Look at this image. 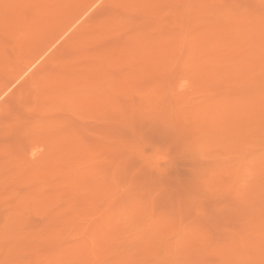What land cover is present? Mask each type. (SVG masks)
<instances>
[{
    "label": "rangeland",
    "instance_id": "1",
    "mask_svg": "<svg viewBox=\"0 0 264 264\" xmlns=\"http://www.w3.org/2000/svg\"><path fill=\"white\" fill-rule=\"evenodd\" d=\"M136 1L98 0L45 52L31 79L16 84L17 66L57 39L59 24L64 29L88 1L54 8L48 29L32 21L34 4L17 10L43 31L23 21L10 29L1 21L13 10L0 11V62L7 59L0 91L13 84L0 100V264H264V0ZM101 26L114 30L93 45L97 51L131 61L156 41L160 50L149 53L158 59L146 57L148 70H138V58H114L125 64L111 65L113 75L103 66L102 86L97 78L66 91L68 66L80 75L98 60L86 39ZM199 37L207 43L199 46ZM169 42L176 44L165 49ZM57 76L58 94L47 86Z\"/></svg>",
    "mask_w": 264,
    "mask_h": 264
},
{
    "label": "bare ground",
    "instance_id": "2",
    "mask_svg": "<svg viewBox=\"0 0 264 264\" xmlns=\"http://www.w3.org/2000/svg\"><path fill=\"white\" fill-rule=\"evenodd\" d=\"M37 1H40V0H37ZM37 1H36V0H0V11H1V12H2V11L5 12L4 10H6V11L8 10V11H9V9H10V13L12 12L11 10H13V12H14V13L12 12L11 14H9V15H11L9 19H7V17L9 16V15H7L6 18H3L2 21H1V19H0V21H1V22H5V21L9 22V23H7V22H6V23H7V24H10V25L13 27V28L10 27V29H14V26H18V24H16V23L22 24L21 22L23 21V22H25V23L28 24V22L36 21L37 19H39L40 21L37 20V22L39 21V23H41V25H44V23H45V25L47 24V29H48V28H50L51 26L53 27V24L50 25V26H48L49 23H51V22H48V21H51V20H49V18H50L51 15H53V17H54V19H55L54 12H53V11H55V10H53L54 8H56L57 6L59 7L60 4H68V3H70V4L73 3V4H74V3L76 2V0H48V1H46V4H45V1H44V0H41L40 4H41L42 7H40V6H39L40 4H38ZM43 1H44V3H43ZM79 1H81V0H78V2H79ZM82 1H83L84 3L88 1V2H87V3H88L87 6L84 5V7L86 6L85 9H84V8H81V6H80L81 4H79V3H76V4H75L76 6L79 5V7L81 8V9H77V10L75 9L76 13H77V14H80V15H78L77 18L74 16L75 19H74L73 17H72L73 19L70 17V18L72 19V21H71V19H69V20L66 21V22L71 21L69 25H66V27H65L64 29H62L63 26H62L61 24H63V23L59 22L60 20L58 21V23H61V24H59L60 26L58 25V26L61 28V29L59 28V30H61V32L59 31V33H60L59 36H55V38H56V37H58V38L55 39V40L53 39L54 41L52 40V41H51L52 43L49 41L51 44L48 43L49 45L47 44L48 46H47L45 49L43 48L42 51H41L40 48L37 47L38 49H36V50H40V51H38L37 54H36V51H35V56H34V57L32 56V58L29 59V60H27V61H26V58H24L25 61L22 60V62H23V61H24V62H23V63L21 62V63H22V64H21L22 66H20V67L17 66V68H18L19 70H18V74L16 75V77H14V80H13V82H12L13 84H16V83H14V82H17V81H19V80L22 81L23 78H26L27 76H29V75L31 74V72H33L34 70H36V67H38V64H39V62L41 61V58H42V57H43V58L45 57V56H44V55H46L45 52H46L50 47H52V45H53L54 43L56 44V43L58 42L57 40L62 39L64 33H66L69 29H70V30L73 29V28H71V27H75V25H76V23H77L76 21H80V18L84 17V15H85L87 12L90 11V8L93 7L94 4H95L98 0H93L92 2H91V0H85V1L82 0ZM129 1H130V0H129ZM131 1H136V0H131ZM137 1H138V3H139V0H137ZM137 1L134 2V4L137 3ZM178 1H179V0H178ZM198 1H199V0H198ZM35 2H37L38 5H37ZM156 2H157V1H156ZM222 2H223V1H222ZM12 3H13V5H12ZM14 3H15V4L17 3V4L15 5ZM80 3H82V2H80ZM84 3H82V4H84ZM154 3H155V2H154ZM162 3H163V2H162ZM33 4H34L35 6H37V7H35ZM43 4H44V5H43ZM129 4H130V2H129ZM141 4H142V6L145 5L144 7H146V5H147L148 3H147V4L144 3V5H143V3H141ZM163 4H164V3H163ZM191 4H192V3H191ZM14 5H15V7H14ZM17 5H18V6L20 5V7H18V9H16V8H17V7H16ZM132 5H133V4H131V6H132ZM136 5H137V4H136ZM155 5H156V3H155ZM155 5H154V6H155ZM158 5H159V4H158ZM164 5H165V4H164ZM201 5H202V4H201ZM12 6L14 7V9H12ZM38 6H39L40 9L36 10V9L38 8ZM62 6L65 7V8H64L65 11H66V7H68V11H69V8H70L69 6H72V5H69V4H68V5H66V6H64V5H62ZM131 6H130V7H131ZM147 6L149 7L150 4H148ZM154 6H153V5L151 6V10H152V8H153ZM10 7H11V8H10ZM21 7H22V8H21ZM31 7H32V8H33V7L36 8V9L34 8V14L32 13L33 16H34V17H32V18H35V19H32V21H31L30 19H28V20L26 19V20L24 21V19H22L23 16H22L21 13H25V11L22 10V9H23V8H24V9H26V8L28 9V8H29L31 11H33V9H32ZM58 7H57V9L59 10ZM63 7H62V9H63ZM130 7H129V8H130ZM134 7H136V6H134ZM160 7H162V6H160ZM261 7H262V6H261ZM19 8H20V9H19ZM73 8H75L74 5H73V7H71V10H72ZM77 8H78V7H77ZM138 8H139V6L137 5V7H136L135 10H137ZM142 8H143V7H142ZM142 8H141V9H142ZM156 8H157V7H156ZM162 8H163V7H162ZM83 9H84V10H83ZM158 9H160L159 6H158ZM17 10H19L21 13H20L19 11H17ZM73 10H74V9H73ZM88 10H89V11H88ZM91 10H92V8H91ZM128 10H129V9H128ZM131 10H133V8H132ZM149 10H150V9H149ZM153 10H155V8H154ZM156 10H157V9H156ZM156 10H155V12H156ZM160 10H162V9H160ZM199 10H200V9H199ZM8 11H7V12H8ZM22 11H23V12H22ZM65 11H64V13H67V12H65ZM142 11H143V10H142ZM259 11H260V10H259ZM1 12H0V13H1ZM57 12H59V11H57ZM57 12H55V13L57 14ZM143 12H144V11H143ZM146 12H147V11H146ZM149 12H150V11H148V13H149ZM155 12H153V13H155ZM159 12H160V11H159ZM5 13H6V12H5ZM5 13H1L0 18L5 17V15L8 14V13H6V14H5ZM15 13H18V14H15ZM19 13H20V14H19ZM60 13H62V12H59V15H60L61 18H62V16H64V15H63V14L61 15ZM139 13H140V12H139ZM184 13H186V11H184ZM261 13H262V12H261ZM4 14H5V15H4ZM67 14H69V13H67ZM73 14H74V13H73ZM77 14H76V15H77ZM123 14H124V13H123ZM143 14H144V13H143ZM146 14H147V13H146ZM159 14H160V13H159ZM2 15H4V16H2ZM18 15L21 17V21H20V22H19V20H20L19 18H20V17H17ZM74 15H75V14H74ZM87 15L89 16L90 14L87 13ZM87 15H85L86 18H87ZM160 15H161V14H160ZM160 15H159V16H160ZM56 16L58 17V14H57ZM60 16H59V17H60ZM68 16H72V12H71V15L69 14ZM153 16H154V15H153ZM157 16H158V15H157ZM225 16H226V15H225ZM51 17H52V16H51ZM53 17H52V18H53ZM59 17H58V18H59ZM65 17H66V16H65ZM90 17H91V16H90ZM261 17H262V16H261ZM25 18H26V17H25ZM86 18H85V19H86ZM155 18H156V17H155ZM157 18H158V17H157ZM187 18H188V17H187ZM253 18H254V17H253ZM4 19H5V21H4ZM50 19H51V18H50ZM64 19H65V18H64ZM66 19H68V18H66ZM78 19H79V20H78ZM85 19H84V22L81 20V21L83 22V23H81V24H84V23H85ZM170 19H171V18H170ZM52 20H53V19H52ZM61 20H62V19H61ZM124 20H126V19H124ZM155 20H156V19H155ZM168 20H169V18H168ZM258 20H259V19H258ZM43 21H44V22H43ZM42 22H43V24H42ZM52 22H53V21H52ZM62 22H63V21H62ZM100 22H101V21H100ZM112 22H113V21H112ZM112 22H111V21H110V23L107 22V23H109L110 26H109L107 23H106L105 25L111 27ZM115 22H116V21H115ZM118 22H119V21H118ZM155 22H156L157 24L159 23V22H157V21H155ZM260 22H261V21H260ZM263 22H264V21H263ZM32 23H33V22H32ZM203 23H204V22H203ZM253 23H254V22H253ZM253 23H252V24H253ZM13 24H14V26H13ZM15 24H16V25H15ZM33 24H34V23H33ZM55 24H56V22H55ZM65 24H66V23L64 22V25H65ZM74 24H75V25H74ZM154 24H155V23H154ZM3 25H4V24H3ZM5 25H6V24H5ZM5 25H4V26H5ZM10 25H8V26H10ZM142 25H143V24H142ZM155 25H156V24H155ZM162 25H163V24H162ZM261 25H262V24H261ZM21 26H22V25H21ZM32 26H33V25H32ZM32 26H31V24H30L29 27H32ZM58 26H56L57 28H55L57 32H58V30H57V29H58ZM61 26H62V27H61ZM103 26H104V24H103ZM103 26L99 27V29L102 30L103 32H102V31L100 32V31L97 29V30H98V33H96L97 30L94 29L96 32H95L93 35L90 34V36H88V38L86 39V45H88L89 47H90V45H91L90 48L93 49V52H92V53H94V51L96 50V47H93V45H94L95 43H96V44H98V43L100 44V42H101V43L103 42V39H104V42H105L106 39L103 37V35H105L104 32H106V30H111V31L114 30V27H113L114 24H113V26H112V29H111V28H108L107 26H105V28H104ZM115 26H116V25H115ZM146 26H147V25H146ZM156 26H157V25H156ZM158 26H159V24H158ZM208 26H210V25H208ZM231 26H232V25H231ZM33 27H35V24H34ZM37 27H38V26L35 27V30H38V29H39V27H38V29H36ZM45 27H46V26H44V29H45ZM102 27H103V28H102ZM117 27H118V26H117ZM117 27H116V29H117ZM119 27H120V26H119ZM138 27H140V26H138ZM247 27H248V26H247ZM255 27H256V26H255ZM88 28H89V27H88ZM135 28H136V30L138 29L137 26H135ZM135 28H133V30H134ZM153 28H154V26H153ZM157 28H158V27H157ZM216 28H217V27H216ZM259 28H260V27H259ZM6 29H7V28H6ZM10 29L8 28V31H9ZM33 29H34V28H33ZM116 29H115V30H116ZM118 29H119V28H118ZM155 29H156V27H155ZM261 29H262V27H261ZM261 29H260V31H261ZM4 30H5V29H4ZM41 30H42V29H41ZM41 30H38V31H41ZM51 30H52V29H51ZM217 30H218V29H217ZM32 31H34V30H32ZM42 31H43V30H42ZM156 31H157V30H156ZM156 31H153V33L156 32ZM221 31H222V30H221ZM35 32H36V31H35ZM47 32H48V31H47ZM49 32H50V31H49ZM75 32H76V31H75ZM138 32H139V31H138ZM151 32H152V30H151ZM151 32H150V33H151ZM222 32H223V31H222ZM8 33H9V32H8ZM36 33H37V32H36ZM36 33L33 32V34H36ZM51 33L53 34V32H51ZM54 33H55V32H54ZM91 33H92V32H91ZM115 33H116V32H115ZM115 33H114V34H115ZM230 33H231V32H230ZM10 34L12 35V34H14V33H10ZM48 34H49V33H48ZM66 34H67V33H66ZM66 34H65V35H66ZM202 34H203V32H202ZM11 35H10V36H11ZM38 35H39V34H38ZM40 35H43V34H40ZM40 35H39V36H40ZM56 35H57V34H56ZM106 35H107V32H106ZM132 35H133V33H132ZM216 35H217V34H216ZM8 36H9V35H8ZM18 36H19V35H18ZM45 36H46V34H45ZM134 36L136 37L135 34L133 35V38H134ZM139 36H140V35H139ZM139 36H137V39H138ZM151 36H152V35H151ZM178 36H179V35H178ZM197 36H198V35H197ZM223 36H224V35H223ZM244 36H245V35H244ZM251 36H252V35H251ZM262 36H263V35H262ZM11 37H12V36H11ZM14 37H15V36H13V38H14ZM24 37H25V36H24ZM49 37H50V40L53 38V37L51 38V36H49ZM49 37L47 36V38H49ZM82 37H83V36H82ZM107 37H108V36H107ZM129 37H130V36H129ZM129 37H128V38H129ZM131 37H132V36H131ZM131 37H130V38H131ZM207 37H208V36H207ZM207 37H205V38H200V37H199V40H200V41L197 40V42H199V43H197V44H199V46L202 45V44H206L207 41H208V38H209V37H208V38H207ZM210 37H211V36H210ZM224 37H226V36H224ZM234 37H235V36H234ZM128 38H127V39H128ZM133 38H132V39H133ZM194 38H197V37L194 36ZM262 38H263V37H262ZM81 39H82V38H81ZM89 39H91L90 42H89ZM137 39H136V40H137ZM139 39L141 40V38H139ZM139 39H138V40H139ZM247 39H248V38H247ZM257 39H258V38H257ZM48 40H49V39H48ZM114 40H115V39H114ZM130 40H131V39H129L128 41H130ZM136 40L134 41V39H133V42H135V44H136V42H137ZM154 40H155V39H154ZM156 40H158V39H156ZM237 40H238V39H237ZM45 41H46V40H45ZM78 41H79V40H78ZM116 41H117V40H116ZM131 41H132V40H131ZM150 41H152V40H150ZM158 41H159V40H158ZM226 41H227V40H226ZM254 41H255V40H254ZM254 41H253V42H254ZM256 41H257V40H256ZM262 41H263V40H262ZM70 42H71V41H70ZM141 42H142V40H141ZM141 42L138 41L137 43L139 44V43H141ZM144 42L146 43V41H144ZM147 42H149V41H147ZM179 42H180V41H178V44H177V45H179ZM184 42H185V41H184ZM201 42H202V43H201ZM237 42H238V41H237ZM46 43H47V42H46ZM67 43H68V42H67ZM114 43H115V42H114ZM151 43H152L153 45H152ZM151 43L149 42V43L143 44V42H142L143 47L146 49V51H143L144 48H143V47L141 48V47L139 46V47H140L139 49L142 50L143 55L141 56L142 53L139 52L138 50H137V53H139L141 57H140L137 53H136L137 55L134 53V55H136V56H135V57L133 56V57H134V58H138L137 61L140 60V61H138L139 63H140L141 61L143 62V60H146V57H149V56H151V59H153V56H152V55H153V52H154V56H156V55H155V50H156V49H153V48L157 45V43H156V41H155V44H156V45H154L153 41H152ZM169 43H170V42H169ZM176 43H177V41H176ZM176 43H175V42H174V43L171 42V43L169 44V46H165V45H164L165 43H164L163 45H164L165 47H164V46H163V47H164L165 49H167V48L169 49L171 46L173 47V44H176ZM193 43H196V42H193ZM55 44H54V45H55ZM104 44H105V43H104ZM158 44H159V43H158ZM180 44H181V43H180ZM238 44H239V43H238ZM261 44H262V43H261ZM64 45H65V44H64ZM160 45H161V44H160ZM184 45H185V44H184ZM193 45H194V44H193ZM257 45H258V43H257ZM13 46H14V44H13ZM136 46H137V45H136ZM161 46H162V45H161ZM179 46H180V45H179ZM211 46H212V45H211ZM240 46H241V43H240ZM258 46H261V45H258ZM262 46H263V45H262ZM262 46H261V48H262ZM123 47H124V46H123ZM137 47H138V46H137ZM147 47H148V49H147ZM166 47H167V48H166ZM174 47L177 49V46H174ZM204 47H205V46H204ZM12 48H13V47H12ZM130 48H132V47H130ZM155 48H158V45H157ZM160 48H162V47H160ZM164 48H163V49H164ZM175 48H173V49H175ZM221 48H222V47H221ZM240 48H241V47H240ZM243 48H246L245 45H244ZM247 48H248V47H247ZM258 48H259V47H258ZM258 48H257V49H258ZM91 49H90V50L87 49V51L89 50L90 53H91ZM102 49H103V48H101L99 51L96 50L97 52L94 53V54H92V55L98 57V58H95V59H98V60L94 61V63H95V62H98L99 60H100V62H98L97 65H96V63L94 64L93 62H90L89 65L86 67V69H87V68H88V69L85 70V72H83V74H80V75H79V74H78L79 71H78V73H77V72H74L73 69L71 70V67H72V66H68L64 71L62 70V71L64 72V74L67 75L68 78H67V77H66V78L68 79V81H70V82H68V84H65V82H64V84L66 85V86L64 85V86H65V89H66V88L69 89V88H71V87H75V86L77 87L78 84L80 85V87H83V86H85V85H89V84H91V83H95V81H96L97 78H98L97 81L99 82L100 79H101V78L99 79L100 75L103 74V75H102V77H103L104 75L106 76V75L108 74V72H111V73L114 72V73H115V72L117 71V70H115V68L113 69L112 66H113L114 64L118 63V61H114V60H112V59H114L115 57H111L110 54H108L109 51L106 52V51H104V50H102ZM104 49H105V48H104ZM109 49H110V48H109ZM132 49H133V48H132ZM135 49H136V48H135ZM158 49H159V48H158ZM173 49H172V50H173ZM250 49L252 50V48H250ZM6 50H7V49H6ZM11 50H13V49H11ZM18 50H19V49H18ZM107 50H108V49H107ZM123 50H124V49H123ZM123 50H122V51H123ZM128 50H129V49H128ZM150 50H154L153 52L151 51L152 54L149 53ZM159 50H160V49H159ZM172 50H171L170 52H172ZM214 50H215V48H214ZM214 50H213V51H214ZM239 50H240V49H239ZM241 50H242V49H241ZM244 50H245V52H246L248 49H244ZM244 50H243V52H240V53H241V54H244ZM255 50H256V49H255ZM260 50H261V49H260ZM1 51H2V49H1ZM1 51H0V52H1ZM15 51H16V50H15ZM54 51H55V50H54ZM110 51H111V50H110ZM124 51H125L126 53H125ZM124 51H123V52H124V55H125V54L127 55V54H128L127 49H125ZM131 51H132V50H131ZM135 51H136V50H135ZM156 51H157V50H156ZM123 52H122V53H123ZM146 52H148V53H146ZM251 52H253V51H251ZM1 53L4 54V52H1ZM1 53H0V54H1ZM13 53H14V51H13ZM58 53H59V52H58ZM90 53H89V54H90ZM120 53H121V52H120ZM132 53H133V51L131 52V54H132ZM144 53H145V54H144ZM157 53H158V52H156V54H157ZM163 53H165L164 50H163ZM166 53H168V50H167ZM172 53H173V52H172ZM172 53H171V54H172ZM174 53H175V52H174ZM209 53H210V52H209ZM16 54H17V53H16ZM95 54H96V55H95ZM118 54H119V53H118ZM160 54H161V53H160ZM228 54H229V53H227V55H228ZM25 55H26V54H25ZM31 55H32V54H31ZM33 55H34V54H33ZM77 55H78V54H77ZM80 55H81V54H80ZM92 55L90 54L91 57H92ZM111 55H113V54H111ZM120 55H121V54H120ZM124 55H123V56H124ZM162 55H163V54H162ZM166 55H167V54H166ZM212 55H213V54H212ZM214 55H215V54H214ZM217 55H218V54H217ZM253 55H254V54H253ZM57 56H59V55H57ZM129 56H130V55H129ZM137 56H139L140 59H139V57H137ZM169 56H170V55H169ZM173 56H174V54H173ZM197 56H198V55H197ZM231 56H232V55H231ZM233 56H234V55H233ZM20 57H21V56H20ZM29 57H30V56H29ZM62 57H63V56H62ZM121 57H122V56H121ZM127 57H128V55H127ZM127 57L124 56L123 59H125V60H123V59H122V60H123L124 62H125L126 60L129 61L131 57H129L128 59H127ZM163 57H164V55H163ZM214 57H215V56H214ZM223 57H224V56H223ZM225 57H226V56H225ZM241 57H242V56H241ZM241 57H240V59H241ZM4 58H5V57H4ZM4 58H3V59H4ZM15 58H16V57H15ZM116 58H117V57H116ZM116 58H115V59H116ZM134 58H133V60H131V61H129V62H132V61H133V62L135 63L136 61H135ZM141 58H142V60H141ZM149 58H150V57H149ZM149 58H148V59H149ZM156 58L158 59V57H155L153 60H156ZM164 58H165V57H164ZM212 58H213V57H212ZM221 58H222V57H221ZM230 58H231V57H229V59H230ZM235 58H236V57H235ZM254 58H255V57H254ZM21 59H23V58H21ZM21 59L18 58V61L21 60ZM118 59L121 60L120 57L117 58L116 60H118ZM159 59H161L160 56H159ZM216 59H217V58H216ZM240 59H239V61H240ZM1 60H2V59H1ZM6 60H7V59H5L4 62H3V60H2V62H0V66H1V64H3V63L5 64V63H6ZM14 60H15V59H14ZM74 60H75V59H74ZM120 60H119V61H120ZM122 60H121V61H122ZM161 60H162V59H161ZM218 60H219V59H218ZM234 60H235V59H234ZM258 60H259V59H258ZM83 61H84V60H83ZM90 61H91V59H90ZM92 61H93V60H92ZM123 61H122V62H123ZM148 61H149V63L151 64L150 59L147 60V61H145V62L147 63ZM151 61H152V60H151ZM157 61H158V60H157ZM163 61H164V59H163ZM215 61H217V60H215ZM232 61H233V60H232ZM237 61H238V60H237ZM237 61H235V62L237 63ZM239 61H238V62H239ZM246 61H247V60H246ZM246 61L243 60V62H246ZM248 61H249V60H248ZM84 62H85V61H84ZM122 62H120L119 64H116V65H114V66H117V65H118V66H119V65H120V66H121V65H124L125 63L121 64ZM129 62H128L127 64H129ZM159 62H161V61H159ZM159 62H157V63H159ZM235 62H231V64H232V63H235ZM240 62H241V61H240ZM240 62H239L240 65H239V64H237V65L241 66L242 62H241V63H240ZM251 62H252V61H251ZM258 62H259V61H258ZM91 63H92V64H91ZM112 63H113V64H112ZM139 63H138V65H136V66H137V68L135 67L136 69H138L139 66H142V67H140L138 70H141V69H143L144 67H146V65L144 64V62H143V63H140V64H139ZM149 63H147V64H148L147 66H148L149 69H150L151 66H152L153 64L150 65ZM152 63H154V65H156L155 62L152 61ZM163 63H164V62H163ZM248 63H249V62H248ZM254 63H255V61H254ZM4 64H3V65H4ZM66 64H67V63H66ZM69 64H70V63H69ZM79 64L81 65V63H79ZM90 64H91V65H90ZM109 64H110V65H109ZM135 64H136V63H135ZM142 64L145 65V66H143ZM159 64H160V63H159ZM161 64H162V63H161ZM219 64H220V63H219ZM14 65H15V64H14ZM16 65H18V63H17ZM19 65H20V64H19ZM95 65H96V66H95ZM107 65H108L109 67H107ZM111 65H112V66H111ZM131 65H132V64H129L130 67H131ZM149 65H150V66H149ZM157 65H158V64H157ZM172 65H173V64H172ZM244 65H245V64H244ZM103 66H104V67L106 66L105 69L110 68V66H111L110 70L113 69L114 71H110L109 69H107L108 72H106V71H107V70H106V71H105L106 74H105V73H103V72H104V71H103V70H104ZM212 66H215V65H212ZM232 66H233V69H234V66H235V65H232ZM239 66H238V67H239ZM245 66H246V65H245ZM247 66H248V65H247ZM252 66H253V65H252ZM97 67H98V68H97ZM99 67H101V68L99 69ZM123 67H124V66H123ZM238 67L236 66L235 68L237 69ZM6 68H7V67H5V69H6ZM38 68H39V67H38ZM102 68H103V69H102ZM135 68H134V72L137 71ZM229 68H231V67L229 66ZM15 69H16V68H15ZM128 69H129V68H128ZM130 69H131V68H130ZM145 69H147V67H146ZM219 69L221 70V68H219ZM226 69H227V68H226ZM236 69H234L235 72H236ZM240 69H241V68H240ZM135 70H136V71H135ZM147 70H148V69H147ZM147 70H146V71H147ZM202 70H203V69H202ZM230 70L232 71V69H230ZM230 70H229V71H230ZM234 70H233V71H234ZM6 71L8 72V70H6ZM14 71H15V70H14ZM102 71H103V72H102ZM123 71H124V70H123ZM128 71H130V70H128ZM143 71H145V70H143ZM12 72H13V71H12ZM37 72H38V71H37ZM63 72H62V73H63ZM139 72H140V71H139ZM150 72H151V69H150ZM192 72H193V71H192ZM221 72H222V71H221ZM235 72H234V73H235ZM237 72H238V71H237ZM237 72H236V73H237ZM8 73H9V72H8ZM99 73H102V74H99ZM111 73L109 74V76L111 75ZM132 73H133V72H132ZM137 73H138V72H137ZM141 73H142V74H145V72H144V73H143V72H140L139 74L142 75ZM146 73H147V72H146ZM219 73H220V72H219ZM234 73H233V74H234ZM239 73H240V72H239ZM135 74H136V73H135ZM241 74H242V73H241ZM32 75H33V74H32ZM112 75H113V73H112ZM140 75H138V76H140ZM205 75H206V74H205ZM30 76H31V75H30ZM30 76H29V77H30ZM58 76H59V75H58ZM58 76H57L54 80L52 79V82L50 81L51 83H49V84L47 85V86H49L48 89L50 88V91H51V90H56V93H57V94H58V91H59L60 89L57 88L56 85H53V82H54L56 79H59ZM136 76H137V75H136ZM231 76H232V75H231ZM233 76H234V75H233ZM140 77H141V76H140ZM140 77H139V78H140ZM152 77H153V76H152ZM106 78H107V77H106ZM117 78H118V77H117ZM121 78L124 79L123 77H121ZM126 78H128V77H126ZM207 78H208V77H207ZM230 78H231V77H230ZM238 78H239V77H238ZM30 79H31V77H30ZM46 79H47V78H46ZM62 79H63V78H62ZM107 79H108V78H107ZM122 79H121V80H122ZM131 79H132V78H131ZM254 79H255V78H254ZM49 80H51V78H50ZM49 80H48V81H49ZM102 80L104 81V77H103ZM114 80H116V79H114ZM118 80H119V79H118ZM125 80H126V79H125ZM208 80H209V79H208ZM263 80H264V79H263ZM59 81H60V80H59ZM126 81H127V80H126ZM128 81H129V80H128ZM203 81H204V80H203ZM234 81H235V80H234ZM243 81H244V80H243ZM252 81H253V80H252ZM256 81H257V80H256ZM19 82H20V81H19ZM60 82H61V81H60ZM62 82H63V81H62ZM98 82H97V84H98ZM244 82H245V81H244ZM258 82H259V81H258ZM263 82H264V81H262V83H263ZM54 83L56 84V82H54ZM58 83H59V82H58ZM100 83H101V82H99V84H100ZM115 83L117 84V82H115ZM115 83H114V84H115ZM262 83H261V84H262ZM8 84H9V83H8ZM13 84H11V85H13ZM61 84H62V83H61ZM112 84H113V83H112ZM112 84H111V85H112ZM114 84H113V85H114ZM116 84H115V85H116ZM119 84H121V83H118V85H119ZM132 84H133V83H132ZM132 84H131V85H132ZM135 84H136V83H135ZM237 84H238V83H237ZM237 84H236V85H237ZM240 84H241V83H240ZM257 84H258V83H257ZM3 85H4V84H3ZM3 85H2V86H3ZM9 85H10V84H9ZM11 85H10V86H11ZM136 85H137V84H136ZM202 85H204V84H202ZM206 85H207V84H206ZM263 85H264V84H263ZM2 86H1V87H2ZM4 86H5V85H4ZM4 86H3V89L0 91V100H1V98L7 93V91H8V94H10V93H9V90L11 89V88H9L10 86H7V87L5 86V88H4ZM99 86H102V83H101V85H99ZM116 86H117V85H116ZM120 86H121V85H120ZM253 86H254V85H253ZM39 87H40V86H39ZM61 87H62V86H61ZM78 87H79V86H78ZM97 87H98V86H97ZM105 87H106V85H105ZM113 87H114V86H113ZM117 87H118V86H117ZM121 87H122V86H121ZM206 87H207V86H206ZM41 88H42V87H41ZM86 88H87V87H86ZM106 88H107V87H106ZM110 88H112V86H111ZM125 88H126V87H125ZM125 88H124V89H125ZM263 88H264V87H263ZM0 89H1V88H0ZM8 89H9V90H8ZM67 89H66V91H67ZM101 89H103V88H101ZM203 89H204V87H203ZM57 90H58V91H57ZM69 90H70V89H69ZM69 90H68V91H69ZM106 90H108V89H106ZM106 90L104 89L103 91L106 92ZM129 90H130V89H129ZM50 91L48 90V92H49L48 95L50 94ZM119 91H120V90H119ZM214 91H215V90H214ZM217 91H218V90H217ZM260 91H261V90H260ZM51 92H53V91H51ZM73 92H74V91H73ZM73 92H71V93H73ZM96 92H97V91H96ZM120 92H121V91H120ZM193 92H194V91H193ZM56 93H55V94H56ZM71 93H70V94H71ZM86 93H87V92H86ZM214 93H215V92H214ZM64 94L66 95V93H64ZM92 94H94V93H92ZM99 94H102V93H99ZM99 94H98V95H99ZM104 94H107V93H104ZM113 94H114V93H113ZM261 94H262V93H261ZM263 94H264V92H263ZM263 94H262V95H263ZM50 95H51V94H50ZM88 95H89V94H88ZM109 95H110V94H108V96H109ZM114 95H115V94H114ZM6 96H7V95H6ZM46 96H47V94H46ZM51 96H53V95H51ZM67 96H68V95H67ZM260 96H261V95H260ZM53 97H55V96H53ZM59 97H60V95H59ZM64 97H65V96H64ZM68 97H69V96H68ZM70 97H71V96H70ZM70 97H69V98H70ZM84 97H85V96H84ZM87 97H88V96H87ZM99 97H100V96H99ZM101 97H102V96H101ZM181 97H182V96H181ZM56 98H58V96H56ZM183 98H184V97H183ZM256 98H257V97H256ZM63 99H64V98H63ZM87 99H88V98H87ZM87 99H86V100H87ZM91 99H93L92 96H91ZM106 99H109V98H105V101H106ZM184 99H185V98H184ZM60 100H61V99H60ZM95 100H96V99H94V103L92 102L93 104H92L91 102H89V103H91V104H89V105H91L90 107H91L92 109H94L96 106H98L97 104H99V103H98L99 101L97 100V101L95 102ZM112 100H113V99H112ZM255 100H256V99H255ZM263 100H264V99H263ZM46 101H47V100H46ZM53 101H54V100H53ZM87 101H89V100H87ZM91 101H92V100H91ZM110 101H111V100H110ZM241 101H242V100H241ZM74 102H75V101H74ZM106 102H107V101H106ZM108 102H109V101H108ZM114 102H115V101H114ZM204 102H205V101H204ZM236 102H237V101H236ZM248 102H249V101H248ZM259 102H260V101H259ZM184 103H185V101H184ZM214 103H215V102H214ZM230 103H231V102H230ZM36 104H37V103H36ZM47 104H48V103H47ZM72 104H73V103H72ZM85 104H86V103H85ZM102 104H103V103H102ZM108 104H109V103H108ZM111 104H112V102H111ZM92 105H94V108H93ZM231 105H232V104H231ZM260 105H261V104H260ZM43 106H44V105H43ZM101 106H102V105H101ZM225 106H226V104H225ZM239 106H240V105H239ZM245 106H247V105H245ZM248 106H249V105H248ZM186 107H187V106H186ZM221 107H222V106H221ZM96 108H97V107H96ZM222 108H223V110H224V107H222ZM229 108H230V107H229ZM246 108H247V107H246ZM39 109H40V108H39ZM87 109H88V108H87ZM92 109H91V110H92ZM98 109H99V108H98ZM204 109H205V108H204ZM206 109H207V108H206ZM235 109H236V108H235ZM242 109H243V108H242ZM247 109H248V108H247ZM37 110H38V108H37ZM210 110H211V109H210ZM219 110H220V109H219ZM219 110H218V111H219ZM228 110H229V109H228ZM239 110H240V109H239ZM255 110H256V109H255ZM41 111H42V110H41ZM89 111H90V110H89ZM92 111H93V110H92ZM204 111H205V110H204ZM249 111H250V110H249ZM214 112H215V111H214ZM225 112H227V111L225 110ZM239 112H240V111H239ZM239 112H238V113H239ZM243 112H244V111H243ZM100 113H101V112H100ZM211 113H212V112H211ZM232 113H233V112H232ZM241 113H242V112H241ZM202 114H203V113H202ZM222 114H223V113H222ZM230 114H231V113H230ZM200 115H201V114H200ZM224 115H225V114H224ZM248 115H249V114H248ZM201 116H202V115H201ZM201 116H200V117H201ZM218 116H219V115H218ZM240 117H241V116H240ZM240 117H239V119H240ZM208 118H209V117H208ZM208 118H207V119H208ZM219 118H220V117H219ZM250 118H251V117H250ZM259 118H260V117H259ZM229 119H230V118H229ZM235 119H236V118H235ZM205 120H206V119H205ZM221 120H222V119H221ZM227 120H228V119H227ZM246 120H247V119H246ZM209 121H210V120H209ZM212 121H215V120L213 119ZM234 122H235V121H234ZM248 122H249V121H248ZM201 123H202V122H201ZM224 123H225V122H224ZM222 124H223V123H222ZM226 124H227V123H226ZM188 125H189V124H188ZM229 125H230V124H229ZM258 125H259V124H258ZM34 126H35V125H34ZM223 126H224V125H223ZM234 126H235V124H234ZM234 126H233L232 128H234ZM203 127H204V126H203ZM258 127H259V126H258ZM254 128H255V127H254ZM221 130H222V129H221ZM224 130H225V129H224ZM224 130H222V131H224ZM229 130H230V129H229ZM218 131H219V130H218ZM249 131H250V130H249ZM56 133H57V132H56ZM218 135H219V134H218ZM226 135H227V134H226ZM44 137H45V136H44ZM70 137H71V136H70ZM228 137H229V136H228ZM54 138H55V137H54ZM57 138H58V137H57ZM60 139H61V138L59 137L57 140H60ZM62 139H63V138H62ZM63 140H64V139H63ZM64 141H65V140H64ZM71 144H72V143H71ZM65 145H66V144H65ZM67 146H68V145H67ZM79 146H80V145H79ZM64 147H65V146H64ZM68 147H69V146H68ZM71 148H72V147H71ZM80 150H81V149H80ZM61 152H62V151H61ZM261 155H262V154H261ZM78 157H79V156H78ZM240 158H241V157H240ZM255 159H257V158H255ZM260 159H261V158H260ZM262 161H263V160H262ZM20 162H21V161H20ZM87 162H88V161H87ZM263 163H264V162H263ZM27 164H29V163H27ZM13 165H15V164L13 163ZM8 167H9V166H8ZM11 167H12V166H11ZM12 168H13V167H12ZM16 168H17V167H16ZM21 168H22V167H21ZM10 169H11V168H10ZM99 172H100V171H99ZM24 173H25V172H24ZM94 174H95V173H93V175H94ZM1 175H2V174H1ZM23 175H24V174H23ZM25 177H26V176H25ZM104 179H105V178H104ZM47 180H48V178H47ZM76 180H77V179H76ZM100 180H101V179H100ZM97 182H98V181H97ZM5 183H6V182H5ZM91 184H92V183H91ZM20 186H21V184H20ZM78 186H79V185H77V187H78ZM257 187H258V186H257ZM37 188H38V187H37ZM0 191H1V190H0ZM73 194H74V193H73ZM85 195H86V194H85ZM37 196H38V195H37ZM58 196H59V195H58ZM255 197H256V196H255ZM40 198H41V197H40ZM75 198H76V197H75ZM249 198H250V197H249ZM43 201H44V200H43ZM44 202H45V201H44ZM251 202H252V201H251ZM41 203H42V202H41ZM260 204H261V203H260ZM67 206H68V205H67ZM43 209H44V208H43ZM59 210H60V209H59ZM136 210H137V209H136ZM140 211H141V210H140ZM134 212H135V211H134ZM82 213H83V212H82ZM142 213H143V212H142ZM83 214H84V213H83ZM54 219H55V218H54ZM51 222H52V221H51ZM255 228H256V227H255ZM249 231H250V230H249ZM254 231H255V230H254ZM257 233H258V232H257ZM235 246H236V245H235ZM240 248H241V247H240ZM243 248H244V247H243ZM243 248H242V249H243ZM98 249H99V247H98ZM237 249H238V248H237ZM15 250H16V248H15ZM79 251H80V250H79ZM20 254H21V253H20ZM61 257H62V256H61ZM236 258H237V257H236ZM244 258H245V257H244ZM74 260H75V259H74ZM70 262H71V261H70ZM198 263H199V262H198ZM243 263H244V262H243ZM50 264H51V263H50ZM124 264H125V263H124Z\"/></svg>",
    "mask_w": 264,
    "mask_h": 264
}]
</instances>
